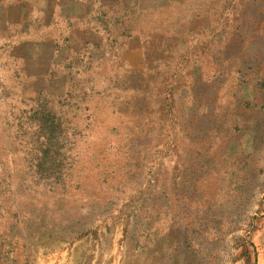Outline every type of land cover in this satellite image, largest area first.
<instances>
[{
  "label": "rangeland",
  "instance_id": "374dc122",
  "mask_svg": "<svg viewBox=\"0 0 264 264\" xmlns=\"http://www.w3.org/2000/svg\"><path fill=\"white\" fill-rule=\"evenodd\" d=\"M0 264H264V0H0Z\"/></svg>",
  "mask_w": 264,
  "mask_h": 264
}]
</instances>
